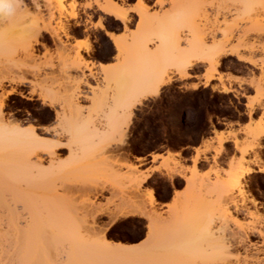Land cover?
I'll use <instances>...</instances> for the list:
<instances>
[{"label": "rangeland", "instance_id": "1", "mask_svg": "<svg viewBox=\"0 0 264 264\" xmlns=\"http://www.w3.org/2000/svg\"><path fill=\"white\" fill-rule=\"evenodd\" d=\"M76 1L61 0L60 5V0H16L9 15L14 23L5 37L3 48L7 47L1 49L0 69L26 80L18 89L32 99L9 96L5 113L25 128H39L48 144L56 138L53 132L44 133V128L61 127L54 111L38 98L47 96L57 109L65 107L70 61L62 53L64 45L74 49L80 45L82 53L89 44L90 54L82 53L86 60L115 63L95 62L101 72L94 68L96 80L83 88L88 97L81 99L82 110L75 120L90 134L62 138L61 143H70L73 150H58L54 166L39 149L29 152L30 170L22 183L26 208L8 211V193L0 189V264H259L256 257L264 264V173L242 180L246 199L232 191L240 210L228 196L233 172L242 176L247 167L256 170L253 165L264 164V0H158L159 10L153 12L145 0L131 9L113 0L124 9L121 12L128 10V28L110 15L103 20L105 26L100 20L94 27L100 28L101 22L107 30L122 32L117 34L123 45L120 55L97 31L88 33L93 44L76 40L70 45L68 41L82 32ZM105 2L95 0L102 12ZM130 11L136 16H130ZM87 18L93 25L94 17ZM48 30L57 32L60 40L52 39ZM32 48L35 56L29 54ZM226 50L233 55L223 56L220 69L214 70L208 60H216ZM145 74L152 82L162 78L167 83L158 95L133 109L129 122L119 118L123 96L141 89L136 86ZM47 78H54L52 90ZM4 86L0 98L13 88L8 83ZM247 119L241 134L215 131L217 147L211 144L203 152L198 150L193 167L155 154L153 160L162 158V163L152 171L159 174L151 177L141 171V157L195 145L209 135L212 125L214 129H221L223 123L233 127ZM221 137L224 142L232 139L240 153L227 169L218 162L226 151ZM211 150L215 151L213 165L201 173L198 159ZM174 175L187 181L185 194L176 193L177 199L184 200L167 212L152 208L150 194L157 199L168 196L166 177ZM136 197L141 204L144 201L143 213L134 204ZM156 213L163 217L159 218L164 228L151 232ZM157 239L161 248L156 257ZM238 240H244V245ZM229 242L234 245L230 250ZM111 243L127 250H114L107 246Z\"/></svg>", "mask_w": 264, "mask_h": 264}, {"label": "bare ground", "instance_id": "2", "mask_svg": "<svg viewBox=\"0 0 264 264\" xmlns=\"http://www.w3.org/2000/svg\"><path fill=\"white\" fill-rule=\"evenodd\" d=\"M105 3H106V5H104V7L102 6V8H101L103 10V12L112 16L116 21L122 23L124 25V27L127 29L128 24L130 22V19L127 15L128 10L126 12H121V11H124V9L120 10L122 8H119L120 6L118 7L117 4H115L113 2V0H106ZM60 5H62L61 0H60ZM259 13H260L259 11H258V13L257 12H253V14L250 13L251 18H253V16L256 17ZM12 22L13 21H11V16L0 15V54H2V52H3L1 49H5L7 47L6 46L3 48V46L7 45V43L5 42L6 41L5 37H7L9 35L10 31H12V29H13L12 28V25H13ZM143 23L144 22L142 21V24ZM98 26L104 31L105 35L111 40V42L113 43L114 47L116 48V50L118 51V53L120 55L123 51V45H122L121 37L119 35L113 33V32L108 31L102 25L101 22L99 23ZM60 28L61 27H59V29ZM50 31H52V30H50ZM50 31L48 33L52 39L60 40L59 34L57 32H55V31L50 32ZM65 33H66V36L68 37V34L66 31H65ZM1 43L3 45H1ZM36 44H39L38 40L36 41ZM202 44L204 45L205 43H202ZM88 45L86 47V49H87L86 52H88V50H90ZM43 46H46V45H43ZM67 46L68 45H64V48L62 50V53L65 56V60H67L68 62L70 61V68H69L70 70L66 73V74H68V76H66V79H67L66 84L67 85L65 88H67L68 91L65 94V107L62 109H57L56 105L47 96L40 95L38 98L44 106H48L54 111L55 118L59 122V126L61 127V128H59V127L58 128H56V127L44 128V133H47V134L50 133L51 134V132H53V136L56 138L55 142H53V143L48 144L47 142H45L44 139L42 138L41 134L38 131L39 128H37L36 126L30 125L29 127L25 128L20 123L16 124L13 119H10L9 116L6 115L5 111L8 108L7 107V99L9 98V96H11L13 94L14 95L18 94L20 97H22L24 99L31 100L32 95L26 96V95H24V93L20 92V90L18 89L19 87H24L25 84H27L26 80H24L22 78L16 79L14 76H11L10 73H8V71L5 68L0 69V91L1 90L4 91V89H5L4 84L5 83H8V84L13 86L11 92L4 93L2 95V97L0 98V181L3 182V184L6 183L4 187L0 186V189L3 190L5 188L7 193H8V195H7L8 197H6V195H5L6 199L8 198V200H7L8 203H6V207H9L8 211L11 209L12 211L16 212L20 209V207L26 208L25 206H27V204L25 203V199L27 198V196H26L25 191L22 189V187L24 185L23 182L25 179V174L26 175L29 174V170H30V161H31V157H30L31 155L29 153L30 151L37 152V150L39 149L44 155L48 156L51 159L50 165L54 166L55 161L57 160V151L58 150H69V149H70L69 151L73 150L70 143H68L66 145L62 144L63 142L61 143L62 138L69 137L72 140L73 138L81 137V136H85V135L90 134V132H88L87 130H84L76 122L75 119L79 118L78 115L81 113V110H82L81 105H80L81 99H87V97H88V95L85 93L83 88L90 87V80H92V79L96 80V78H97L96 73H94V71H93L95 66H96V63L86 60V58L81 53V46L80 45H78L75 49L74 48H67ZM207 47H205V48H207ZM209 47H208V50H209ZM213 47H214V45H213ZM199 49H200V47H199ZM210 49L213 50L214 48L210 47ZM71 52H73V53H71ZM29 54L30 55L32 54L33 56H35L34 55L35 51L33 48L29 50ZM219 54L220 55H218L219 57L216 60H214V59L208 60L211 64L212 68L216 71L220 65L221 58L223 56L233 55V52L229 53V51L227 52V50H226V51H222L221 53L219 52ZM203 61L204 60H202V62ZM205 61H206V59H205ZM187 67H192V64H188ZM218 69H220V68H218ZM71 72L78 73V75L77 76L75 75L76 77H74L71 75L72 74ZM184 72H185V69H184L183 73ZM145 76H146V74L143 76L145 78V79H143L144 81H142L141 83H139V85L136 86V87L142 86L141 89L137 88L138 92L136 90H134V91L128 92L127 94H125L123 96L122 108L120 109L121 112H120L119 118L121 117L122 119H125L126 121L129 122L133 109L138 104H141V102L144 99L151 97V96L158 95L161 87H163L167 83L162 78H159V79L157 78L156 82H152V81H150L149 76L147 78ZM217 79L221 80L220 78H217ZM47 81L51 83L50 88L52 90L53 84H54V78H47L46 82ZM133 86H134V84H133ZM117 114L118 113H116V116L118 117L119 114L118 115ZM116 116H114V117L116 118ZM63 127H66V128L64 129ZM225 140H226L225 138H222V137L220 138L221 148H222V143ZM80 141H84V139L83 140L81 139ZM40 159L42 160L43 158H40ZM40 159H39V161H40V163H42V161ZM255 172L256 173L257 172L258 173H264V169L253 170V169H250L247 167V169L244 172V175L242 174V176L237 171L233 172L230 175V179H229V185L230 186H229V188H231V193L230 194L228 193V196H230L229 199L232 202V204L234 205L236 211L241 209V205L236 200L233 201V199H235V198H233L232 191L233 192H234V190L239 191L240 194L242 195L243 200L246 199L247 196H246V192L244 191V185H243L242 180L245 179L247 176L254 174ZM148 178L149 177L142 179V183L146 182V180ZM22 183H23V185H22ZM7 193L3 192V194H7ZM135 200L138 201V202L135 201L134 204L137 206L139 211L142 212L143 209H146L144 201L142 203L144 206H140V204H141L140 202H142V201H139L140 199H138V197H136ZM149 204L152 208H155V206L157 205V198L155 197V195L150 194ZM132 213H130V215H132ZM154 213L155 212H153V215H154ZM153 215H151V216H153ZM157 215H158V213L155 214V216L157 217L156 220L151 221L152 222L150 225L151 232L154 229L155 230H157V229L161 230L162 228H164L161 224L163 222V220H160V218L162 219L163 217H161L159 215L157 216ZM21 219H22L21 216H19V214H18V221H21ZM103 233H104V231H103ZM96 234H101V233H96ZM155 237H156V234H155ZM103 238L105 241L107 240V239H105L106 238L105 236L104 237L102 236V240H103ZM156 238H158V237H156ZM158 239H160V238H158ZM158 239H157L156 244L154 246V254L156 257L158 256V254L160 252V248H161V246H160L161 242H159ZM233 239L234 238H232V240ZM107 242H108V240H107ZM232 244L230 245V242H229V244L227 246L228 250H230L234 246V245L232 246ZM237 244L244 245V240L239 241ZM107 246L112 247L114 250H117V251L127 250V248L124 246H120V245L112 246V243L107 244ZM256 258H257L256 260H258L259 264H263V262L259 260V257H256ZM157 260H159V259H157ZM256 260H255V262H256Z\"/></svg>", "mask_w": 264, "mask_h": 264}, {"label": "crops", "instance_id": "3", "mask_svg": "<svg viewBox=\"0 0 264 264\" xmlns=\"http://www.w3.org/2000/svg\"><path fill=\"white\" fill-rule=\"evenodd\" d=\"M73 0H68V3H71ZM119 5L125 7V8H134L136 7L137 3L139 0H115ZM157 1L158 0H145L146 4L150 7L151 12L153 11H158L159 7L157 6ZM78 3V11L80 17L83 19V22L81 23L82 25V32L80 35L75 36L72 40L68 41L70 45H73L76 40L78 41H89L91 44H93V41L89 40V32H100L104 33V31L98 27H94L95 24H97L100 20H102L103 25L104 24V19L107 18L109 15L104 14L102 11L99 10L98 6L95 3V0H77ZM89 4H91V7H87ZM168 8V7H166ZM130 16H136L135 11H130L129 12ZM88 16L94 17V20L92 21L93 25L89 23ZM109 31H112L108 29ZM116 34H122L118 33L116 31ZM106 36V35H105ZM107 37V36H106ZM108 38V37H107ZM75 39V40H74ZM108 42L110 43L111 47L114 48L113 43L111 40L108 38ZM83 55L86 57L89 55V52H86L85 50H82ZM117 54L115 50V55ZM97 63V65L103 64L106 66L112 65L115 63V61H102L99 59L92 60ZM95 71L101 72L100 68L97 66L95 68ZM240 79H246L243 76H236ZM194 83H198V81H195ZM249 124V119H247L244 123H239L235 124L233 127H231L228 123H223L221 129H214L213 125L210 127V132L208 136L203 137L200 139L195 145H187L184 147L180 148H169L167 150L161 151V152H156V153H151L147 156L141 157L140 159L143 160L142 162V167L141 171L145 173H149L151 177L159 174L158 171H152L153 169L157 168L160 166L162 163V158H158L156 162L153 160V155L158 154L162 155L164 158L168 156H172L174 159L177 161H180L181 164L185 167H193V160L197 157V151L203 152L206 148L207 145H211L213 147H217L218 141L216 138V133L217 131L219 134L223 133L224 135H228L231 131H234L236 133H242L243 129ZM240 138H243L242 135H240ZM223 146L225 147L226 151L225 153H222L218 159V162L223 166V168L227 169L229 161L234 158L240 157V153L235 150V145L234 141L232 139L224 142ZM215 156V151L211 150L210 152L206 154H201L199 159H198V170L201 173H206L210 170L211 166L213 165V157ZM250 158H253V155L250 154ZM208 159V160H207ZM137 165H141L138 164ZM261 166H264V164H257L253 165L254 169L258 170ZM152 171V172H151ZM189 176V173L187 174ZM167 182L169 183V195L157 199V209L162 210L164 212L168 211V208L170 206L175 205L177 201H183L184 198H176V193H179L181 195L185 194L187 191V181L184 178L179 177L178 175H174L173 178L170 179V177H166ZM140 243L137 244H129V245H140Z\"/></svg>", "mask_w": 264, "mask_h": 264}, {"label": "clouds", "instance_id": "4", "mask_svg": "<svg viewBox=\"0 0 264 264\" xmlns=\"http://www.w3.org/2000/svg\"><path fill=\"white\" fill-rule=\"evenodd\" d=\"M16 0H0V15H11Z\"/></svg>", "mask_w": 264, "mask_h": 264}]
</instances>
